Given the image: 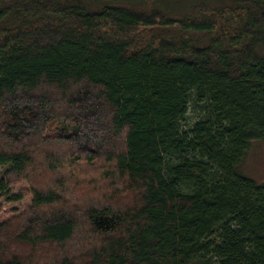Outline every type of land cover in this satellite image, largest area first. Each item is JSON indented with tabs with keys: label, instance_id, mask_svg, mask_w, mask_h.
I'll return each instance as SVG.
<instances>
[{
	"label": "trees",
	"instance_id": "trees-1",
	"mask_svg": "<svg viewBox=\"0 0 264 264\" xmlns=\"http://www.w3.org/2000/svg\"><path fill=\"white\" fill-rule=\"evenodd\" d=\"M166 1L0 0V264H264V0Z\"/></svg>",
	"mask_w": 264,
	"mask_h": 264
},
{
	"label": "rangeland",
	"instance_id": "rangeland-1",
	"mask_svg": "<svg viewBox=\"0 0 264 264\" xmlns=\"http://www.w3.org/2000/svg\"><path fill=\"white\" fill-rule=\"evenodd\" d=\"M122 1V0H121ZM127 0H123V2L127 5H131L130 2H125ZM164 4L169 5L171 9H179V7L183 6L182 1H170L167 0ZM185 4V3H184ZM251 148L247 153V157L242 165V172L246 174L248 177L252 179H256L260 183H264V142L262 141H253L251 143ZM20 189L17 188L15 190V194ZM31 198L28 197L19 203H5L0 208V223L5 222L11 216H14L16 213L12 211H22L26 209L29 205H31ZM0 203H4L3 200L0 199Z\"/></svg>",
	"mask_w": 264,
	"mask_h": 264
}]
</instances>
